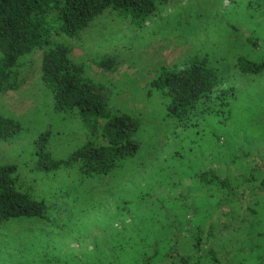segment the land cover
<instances>
[{
	"label": "rangeland",
	"instance_id": "obj_1",
	"mask_svg": "<svg viewBox=\"0 0 264 264\" xmlns=\"http://www.w3.org/2000/svg\"><path fill=\"white\" fill-rule=\"evenodd\" d=\"M227 1L166 0L141 30L99 18L81 30L80 46H69V58L103 84L108 105L138 121L135 152L105 174L30 169L38 134L48 130L50 154L64 158L81 142L83 129L52 109L50 93L39 81L40 52L19 59L13 68L19 84L0 93V115L17 121L19 132L10 142L0 141V162L15 164L18 188L43 198L48 210L44 220L14 218L0 224V264H57L56 257L95 246L114 248L138 236L146 240L138 242L146 255L156 250L151 264H172L175 253H194L198 228L204 234L211 228L207 243L217 253L241 251L232 263L264 250V70L246 75L234 66L237 55L264 59V4L226 14ZM224 24H232L231 36ZM249 37L254 47L245 40ZM197 51L215 67L211 105L217 110L195 109L175 121L164 114L156 95L146 94V85L157 66L170 67ZM102 58L112 66H97ZM226 90L228 104L219 106L217 98ZM203 168L226 178L237 193L243 190L245 207L199 183L197 172Z\"/></svg>",
	"mask_w": 264,
	"mask_h": 264
},
{
	"label": "trees",
	"instance_id": "obj_2",
	"mask_svg": "<svg viewBox=\"0 0 264 264\" xmlns=\"http://www.w3.org/2000/svg\"><path fill=\"white\" fill-rule=\"evenodd\" d=\"M165 2L0 0V93L19 84L13 69L19 59L40 52L39 81L50 93L52 109L73 117L83 129L81 142L64 158H54L50 154L46 143L50 136L48 130L38 134L34 139L36 158L30 168L33 172L51 174L58 169L74 168L79 175L105 174L112 171L122 157L135 152L137 144L134 135L138 121L131 114L115 111L108 105L103 84L91 80L84 73L83 65L69 58V46H80L83 43L81 30L88 23L103 17L110 22L126 24L132 30H141L144 22L154 17L157 5ZM262 4L264 0H228L223 8L227 9L224 10L227 14L236 13L242 8L256 10ZM230 26H227L225 35L231 36L233 33ZM245 40L252 47L256 45L250 37ZM111 61L102 58L95 64L107 69L112 66ZM234 66L242 74L254 75L264 70V59L252 60L237 55ZM154 72L146 85V94L156 95L160 99L166 116L180 121L195 109L208 114H214L217 110L211 105V93L216 88L218 77L206 53H187L170 67L160 64ZM223 94L227 96H221ZM229 96L227 90L223 91L217 98L219 106H226ZM18 132L17 121L0 115V141L10 142ZM16 168L13 163L0 162V224L14 218L46 219L48 205L43 198L32 196L30 190L18 188ZM197 180L212 193L240 200L245 207L242 201L244 191L237 193L226 178H220L212 169H200ZM229 213L225 212L223 217L228 219ZM212 233L211 228L205 234L198 228L194 232V253H175L172 264H264V250L244 263H232L231 259L241 251L230 256L217 253L207 243ZM131 238L119 242L114 248L108 245L99 251L96 246L88 251L81 249L79 256L73 253L66 258L56 257L55 262L151 264L156 250L146 255L139 245L146 240L140 236ZM90 252H93L92 256L84 255Z\"/></svg>",
	"mask_w": 264,
	"mask_h": 264
}]
</instances>
